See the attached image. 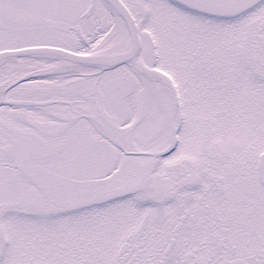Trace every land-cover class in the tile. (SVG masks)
Listing matches in <instances>:
<instances>
[{
    "label": "snow or ice",
    "instance_id": "obj_1",
    "mask_svg": "<svg viewBox=\"0 0 264 264\" xmlns=\"http://www.w3.org/2000/svg\"><path fill=\"white\" fill-rule=\"evenodd\" d=\"M0 264H264V0H0Z\"/></svg>",
    "mask_w": 264,
    "mask_h": 264
}]
</instances>
